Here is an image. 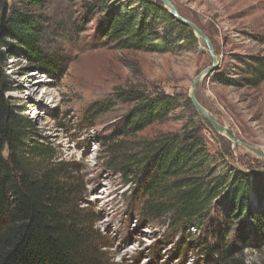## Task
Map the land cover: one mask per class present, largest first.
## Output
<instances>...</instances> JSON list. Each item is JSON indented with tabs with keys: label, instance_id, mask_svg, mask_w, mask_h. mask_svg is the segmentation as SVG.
I'll return each instance as SVG.
<instances>
[{
	"label": "trees",
	"instance_id": "trees-1",
	"mask_svg": "<svg viewBox=\"0 0 264 264\" xmlns=\"http://www.w3.org/2000/svg\"><path fill=\"white\" fill-rule=\"evenodd\" d=\"M51 1L0 0V264H114L105 254L108 243L95 228L96 218L80 203L82 169L57 161L53 146L32 138L34 121L7 95L12 91L10 59L22 56L50 78L66 73L67 55L46 45V36L53 33L45 15ZM66 1L79 4L80 12L69 26L59 28L95 18L103 46L165 53L180 42H199L189 26L155 0ZM251 67L244 68L250 77L243 79L258 87L264 80V58H254ZM222 82L240 84L230 78ZM119 103L129 109L101 145L106 169L132 189L140 219L167 222L174 236L196 228L197 236L187 242L225 257L222 264L237 256L240 245L248 247L249 233L264 237V172L250 176L246 170L254 168L229 165L230 171L216 174L217 160L196 122L142 137L141 132L168 121L180 106L178 97L164 90H120L91 104L85 119L93 126V119ZM252 195L262 210L253 208ZM154 251L159 256L160 247Z\"/></svg>",
	"mask_w": 264,
	"mask_h": 264
},
{
	"label": "rangeland",
	"instance_id": "rangeland-1",
	"mask_svg": "<svg viewBox=\"0 0 264 264\" xmlns=\"http://www.w3.org/2000/svg\"><path fill=\"white\" fill-rule=\"evenodd\" d=\"M171 1L181 16L197 24L210 38L218 60L217 69L196 85L198 102L220 125L232 129V136L264 151V80L252 87L243 79L250 77L244 68H252L254 58H264V0ZM79 7L66 0H52L45 13L53 31L46 36V45L67 55L65 75L50 78L29 67L22 56L10 59L9 99L34 121L32 138L53 146L57 161L76 163L82 169L80 203L96 218L95 228L108 243L105 254L111 262L222 264L225 257L211 256L187 242L197 236L196 228L174 236L167 222L147 223L140 219L132 189L106 169L101 141L106 140L129 107L117 104L112 111L93 119V126L91 119H85L91 104L113 97L120 90H164L176 95L180 106L168 121L141 132L142 137L180 131L184 125L196 122L202 125L208 151L217 160L216 174L230 171L229 165L254 168L246 170L250 176L264 172L262 156L234 144L216 130L189 99L195 77L213 64L205 42L196 35V46L180 42L174 45V51L165 53L103 46L95 18L86 24L59 28L76 20ZM228 78L239 80L240 84L222 82ZM39 79L43 82L35 85ZM251 204L258 211L264 206L254 195ZM249 238L248 247L242 250L240 245L234 259L245 264H264V237L256 239L249 233ZM157 246L159 256L154 251ZM234 259H226V263L235 264Z\"/></svg>",
	"mask_w": 264,
	"mask_h": 264
},
{
	"label": "water",
	"instance_id": "water-1",
	"mask_svg": "<svg viewBox=\"0 0 264 264\" xmlns=\"http://www.w3.org/2000/svg\"><path fill=\"white\" fill-rule=\"evenodd\" d=\"M164 5V7L170 12V14L181 24L189 26L193 32L199 37L202 38L203 41L205 42L209 54L212 56L213 64L207 67L202 71L201 74L195 77L193 84H192V89H191V94L189 96V99L191 103L193 104L194 108L219 132L223 133L225 136L228 137L234 144L236 145H241L244 148L254 152L255 154H258L264 158V151L256 148L254 146H251L245 142H243L241 139H239L237 136H232L230 132H232V129H228L222 125H220L209 113L208 111L198 102L196 95H195V89L198 81L202 78L205 77L208 74H211L214 72L217 67H218V60L216 57V53L213 48V44L210 40V38L206 35V33L194 22L188 20L187 18H184L183 16L180 15L178 9L174 5V3L171 0H155Z\"/></svg>",
	"mask_w": 264,
	"mask_h": 264
},
{
	"label": "bare ground",
	"instance_id": "bare-ground-1",
	"mask_svg": "<svg viewBox=\"0 0 264 264\" xmlns=\"http://www.w3.org/2000/svg\"><path fill=\"white\" fill-rule=\"evenodd\" d=\"M41 82H43L41 79L36 80V84L35 85H39L40 86ZM36 87H38V86H36ZM37 91H38V89H37ZM44 96L45 95H43L42 97H44Z\"/></svg>",
	"mask_w": 264,
	"mask_h": 264
}]
</instances>
